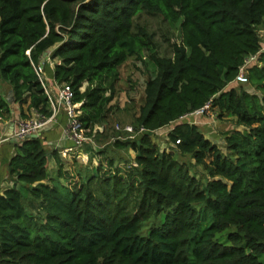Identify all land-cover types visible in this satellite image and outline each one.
Segmentation results:
<instances>
[{
    "label": "trees",
    "instance_id": "16d2710c",
    "mask_svg": "<svg viewBox=\"0 0 264 264\" xmlns=\"http://www.w3.org/2000/svg\"><path fill=\"white\" fill-rule=\"evenodd\" d=\"M141 13L179 30L171 55L135 22ZM260 28L264 0H0V84L12 91L10 99L0 92V119L11 104L21 119L51 114L36 70L52 62L55 82L80 103L86 134L107 143L93 153L96 164L81 167L53 150L49 169L40 136L16 141L13 184L0 193V264H264ZM250 55L249 89L234 79ZM129 58L154 67L129 100L131 124L145 129L134 137L110 126ZM206 102L232 122L225 151L182 119ZM165 126L169 151L153 138Z\"/></svg>",
    "mask_w": 264,
    "mask_h": 264
},
{
    "label": "rangeland",
    "instance_id": "374dc122",
    "mask_svg": "<svg viewBox=\"0 0 264 264\" xmlns=\"http://www.w3.org/2000/svg\"><path fill=\"white\" fill-rule=\"evenodd\" d=\"M135 22L145 26L147 30L153 34L154 39L158 43V52L160 55H171V43L174 41L178 42L180 40L179 30L177 28L169 26L168 23L164 21L160 15L141 13V15L136 18ZM259 34L262 38V45L264 46V28L259 29ZM145 61L146 64H143L141 61H137L134 58H129L128 61L120 67L119 78L115 82L116 95L113 101L117 103V105L120 107V110L114 113V120L110 121L111 127H114L117 122H120L122 124H131V115L136 111V107H131L132 101L129 100H131V98L138 99L142 92L144 81L150 74H153L154 72L153 64L147 58L145 59ZM85 85L86 83L83 84L81 89H83ZM234 86L237 87L238 85L235 84ZM244 86L250 89L248 84H244ZM229 87H231V84L229 85ZM7 91L8 89H5L3 91L6 97ZM106 93L109 94V91H107ZM183 118L185 121L192 122L191 118ZM197 119H199L197 125L200 130H202L204 135L216 142L221 147V149L225 151L224 147L221 145L223 142L222 134L225 130L231 129L233 127L231 120L217 119L212 109H209L206 114L198 116ZM168 128L169 129L162 128L160 130H157L156 134H154L153 137L159 148L165 149L167 151H169L170 148H168V136L166 132L170 130L172 126H168ZM95 129L100 128L95 127ZM135 135H133V137ZM120 137L129 138L127 137V134H120ZM105 145H107V143H105ZM84 150L86 151V149ZM116 152L122 155V159H127L129 156H134V152L132 150H129L128 152H125L124 150H117L110 153L114 154ZM84 154L86 156H82V158H77L78 160L76 159L77 166L79 165L78 167H81V165L84 166L89 163L91 165L96 164L99 161V154H92L93 156L91 157H89L87 151ZM182 158L185 160H189L187 155L183 156ZM103 164L105 165V161L103 162ZM116 164L119 166H123L124 163L116 162ZM72 173H74V171H72L71 169L69 171V175ZM75 177L76 174L74 173V176L72 178L68 177L69 181H73ZM222 237L223 235H218L217 239H220Z\"/></svg>",
    "mask_w": 264,
    "mask_h": 264
},
{
    "label": "built area",
    "instance_id": "2783aa9c",
    "mask_svg": "<svg viewBox=\"0 0 264 264\" xmlns=\"http://www.w3.org/2000/svg\"><path fill=\"white\" fill-rule=\"evenodd\" d=\"M262 49H264V46H262ZM255 60H256V55H250L249 57H247L244 60V63L239 67L238 73L234 81L244 84L247 83V65ZM36 71L44 87V91L48 96L49 105L51 108V114L47 117L43 115H36L28 119H19L17 121V126L12 133V138L15 139L16 141H22L25 138L30 137L31 134L34 133L39 134L41 129H43L45 125L53 119V117L57 114L60 107H62V109L65 111L68 117L67 126L63 130V136L65 139L71 141L72 149L64 148L61 153L63 156H67L68 155L67 152L72 151V155L76 158H82V156H86L84 153L81 152L82 149L84 148V145L86 143H90L94 145V142L92 136L86 134V129L83 128V126L81 125L78 119V115L80 114V109H79L80 103L73 102V96H74L73 89L67 83L61 84L58 87L56 99H54L53 95L51 94V91L47 87L45 81L46 79L43 77L42 70L39 68ZM209 109H210V102H206L203 106L186 114L184 117H198L200 115L206 114ZM99 128L101 130V127ZM115 129L127 132L132 137L135 134L142 133L145 131L143 127H140L138 130H135L133 125L131 124H123V125L116 124ZM4 139H1L0 141Z\"/></svg>",
    "mask_w": 264,
    "mask_h": 264
},
{
    "label": "crops",
    "instance_id": "0c3cea01",
    "mask_svg": "<svg viewBox=\"0 0 264 264\" xmlns=\"http://www.w3.org/2000/svg\"><path fill=\"white\" fill-rule=\"evenodd\" d=\"M45 60V58H44ZM43 72V77L46 79V84L49 90L51 91V94L53 95L54 99H56L58 87L60 86L58 83L55 82L53 78V63L50 62L47 69ZM9 85L5 82L0 84V92L4 94V90L8 89L7 91V97H10V89L8 87ZM12 112L9 117H4L0 119V193L6 189L7 187L11 186L13 184L12 179L8 176V163L11 158V156L15 152V144L16 140L12 138V133L15 130L17 126V121L21 119L18 114V107L11 104ZM32 117L36 116L34 112L31 114ZM185 118H191L192 122L198 124V117H185ZM182 119H184L182 117ZM197 119V120H196ZM68 117L65 113V111L60 107L57 114L53 117V119L45 125L43 129H41L38 136L41 137L45 148H47V166L49 169H55L56 167V160L55 156L51 154L53 150L57 151L58 156L61 158L62 161H70L74 156L72 155V151L67 152V156L62 155V150L64 148H71L72 149V143L68 139H65L63 136V130L67 126ZM94 142V140H93ZM105 143L96 144L94 142V145L90 143H86L84 145V148L82 149V153H85L87 151L89 157L93 156L95 150H97L98 147L104 146ZM86 149V151L84 150ZM68 165V163H66Z\"/></svg>",
    "mask_w": 264,
    "mask_h": 264
},
{
    "label": "water",
    "instance_id": "95a60500",
    "mask_svg": "<svg viewBox=\"0 0 264 264\" xmlns=\"http://www.w3.org/2000/svg\"><path fill=\"white\" fill-rule=\"evenodd\" d=\"M43 55H44L45 59H48V54L46 52ZM10 96L12 97V91H10ZM162 128L169 129L168 126H165V127H162ZM162 128H160V129H162ZM160 129H158V130H160ZM30 136L31 137H37L38 134L34 133V134H31Z\"/></svg>",
    "mask_w": 264,
    "mask_h": 264
}]
</instances>
